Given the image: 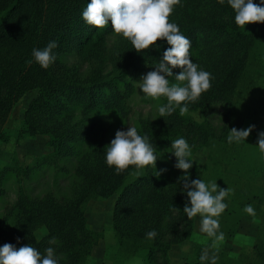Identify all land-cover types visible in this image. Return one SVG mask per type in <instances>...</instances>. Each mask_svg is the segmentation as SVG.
<instances>
[{"label":"trees","instance_id":"obj_1","mask_svg":"<svg viewBox=\"0 0 264 264\" xmlns=\"http://www.w3.org/2000/svg\"><path fill=\"white\" fill-rule=\"evenodd\" d=\"M198 1L204 2L202 7L184 8L174 22L190 38V57L198 67L212 74L211 87L196 100L181 103H187L188 110L201 109L215 102H222L231 108L232 97L253 57L254 46L264 43V22L237 25L235 12L227 0ZM87 2L0 0V140L8 138L3 127L13 105L24 93L36 89L37 96L24 114V133L47 135L50 145L60 157L74 156L84 141L91 140L93 143L91 151L83 154L78 163L77 174L81 183L72 198L57 200L47 195L42 199H30L25 195L19 196L0 219V245L5 242L16 247L32 244L44 254L45 249L52 246L59 264H83L101 237L94 238L88 230L85 205L90 198H107L117 193L112 210V228L118 250L112 264H125L132 258L137 260L133 264H169L171 246L188 240L193 230V217L187 218L183 212L186 193L181 191L183 185L178 182V177L185 170L175 167L178 176L171 178L168 186L151 172L124 183L126 177L137 170L135 165L130 164L117 173L114 165L109 166L105 162V146L108 144L105 130L96 120L89 118L102 112L126 117L130 84L124 82L121 75L127 69L136 70L141 66L143 57L158 62L166 38H158L154 42L159 45L158 48L149 46L139 52L128 38L123 39L115 56V76L82 80L75 70L63 65L62 58L73 52L100 54L106 35L113 31L110 20L104 26L85 23L81 13ZM254 2L259 3V0ZM53 39L58 41V46L53 49L57 54L55 62L47 68L41 67L34 59L31 64L27 63L32 59L34 47L43 48ZM76 116L81 117L78 122H75ZM140 123L138 132L147 134L153 144L157 136L163 135L162 141L169 149V160L173 165L176 157L171 153V141L179 136H184L192 148L218 146V155L212 156L211 151L207 154L209 161L215 162L219 169L211 171L216 177L213 180L228 187L225 183L227 177L223 175V172L227 173L231 175L233 190L229 208L218 217V232L222 231L224 237L232 238L244 216L255 219L258 225L250 253H241L236 258L221 253L216 264H247L244 260L249 255L253 257L248 264H264V245L259 243L262 220L253 213L244 212L249 200L238 202L242 193L234 191L240 183L250 182L251 175L238 169L236 171L241 174L233 173L231 165H241L245 152L252 146V137L246 138L245 142L230 143L227 135L231 127L226 123L218 134H214L202 124L183 118L177 110L164 114L156 126L143 120ZM230 165L231 169L228 168ZM187 171L189 179L197 176L202 179V172L194 163ZM3 174L0 175V186ZM41 227H45L47 233L37 239L35 232ZM151 229H155L157 235L150 239L146 237V232ZM53 236L57 239L50 245L49 240ZM200 255L201 249L197 247L195 261L185 264H201Z\"/></svg>","mask_w":264,"mask_h":264},{"label":"rangeland","instance_id":"obj_2","mask_svg":"<svg viewBox=\"0 0 264 264\" xmlns=\"http://www.w3.org/2000/svg\"><path fill=\"white\" fill-rule=\"evenodd\" d=\"M202 3L204 4V2ZM202 3L198 0H177L173 5V11L169 14V21H175L184 8L190 9L193 7L197 9V7L203 6ZM125 38L122 34L111 31L106 35L104 49L100 54L83 55L73 52L64 56L61 61L67 68L75 70L77 76L82 80L91 77L111 78L116 74L114 66L116 64L117 47L119 42ZM169 46L165 41L164 49ZM253 49V57L232 97L231 108L222 102H215L209 103L201 109L187 110L183 114L179 108H176V110L183 118L202 124L205 129L214 134H218L225 123L229 127L235 126L238 129L247 127L250 124L256 126L248 136L252 137L253 143L245 152L241 165L239 167L234 164L231 165L233 173L241 174L244 170L251 175V180H248L250 182L240 183L239 186L243 189L236 186L234 191L237 192L236 194L242 193L238 196V202L249 200V203L255 209L253 214L262 220L259 243L261 242L264 245V154L259 151L257 145L258 131L264 130V43L256 44ZM162 53L163 51L161 56ZM140 62L141 66L136 70L127 69L121 75L124 82L130 84L126 117L108 112L89 116L105 130L107 143H110L111 139L114 138L117 129H127L129 126H134L137 130H140L142 120L156 126L164 117V115L160 117L161 114L158 108L160 105L165 104L167 97L161 95L153 98L143 94L142 89L139 88L142 75L152 70L156 62L148 57H143ZM179 71V67L173 68V76L169 77L170 83H177L175 73ZM121 88L123 89V86ZM37 93L36 89L24 93L13 105L3 127L8 138L6 141L0 140V175L4 171L0 186L2 191L0 194V219L6 214L7 210L13 207L21 195H25L30 199H42L47 195H52L57 200L72 198L74 190L81 183L77 174L80 158L93 148L91 140L84 141L78 146L74 156L60 157L50 145L47 135L24 133L22 131L24 114L29 104L36 98ZM226 118L230 121L227 122ZM80 119V116H76L75 122ZM163 139V135H159L155 139L154 147L158 154L155 167L157 170L166 169V171L157 176L153 173L155 171L154 165H146L140 170L141 175H137V170L132 171L126 177L124 183H129L151 172L157 180L168 186L170 179L178 176L177 169L170 163L169 149L164 145ZM191 149L193 155L198 149L207 150V154L211 151L212 156L218 155V146H213L210 149L204 147H191ZM195 155L197 156V154ZM226 155L231 156V154ZM231 165L228 167L229 169H231ZM217 168L215 162L209 161L207 156V161L201 170L202 179L210 181L216 178L211 171L219 170ZM236 169L241 172H237ZM220 171H222V167ZM223 175L227 177L225 183L231 188V175L224 172ZM117 195V193H114L107 198L93 197L85 205L86 226L94 238L101 237L96 243L94 253H91L92 255L90 254L83 264H112L116 259L118 249L117 238L112 228V210ZM253 195H256V198H252ZM235 208H239L237 203H235ZM244 212L246 211L244 210ZM46 233V228L41 227L38 229L36 236L40 238ZM252 257L253 255H249L244 262L248 264ZM136 261L132 258L125 264H133Z\"/></svg>","mask_w":264,"mask_h":264},{"label":"clouds","instance_id":"obj_3","mask_svg":"<svg viewBox=\"0 0 264 264\" xmlns=\"http://www.w3.org/2000/svg\"><path fill=\"white\" fill-rule=\"evenodd\" d=\"M177 0H88L86 7L82 10V18L85 23L94 26H104L111 21L112 30L128 38L133 48L138 52L149 46L159 47L154 44L158 38H166L170 45L163 50L162 56L154 64L152 70L142 75L139 88L143 94L157 98L161 95L167 97V103L159 106L158 111L163 117L179 108L183 114L188 110L184 101H194L199 95L211 87L212 74L190 57L191 41L188 36L180 31L179 25L169 21V14L173 11V5ZM235 12V22L244 26L247 22H264V0L259 3L254 0H227ZM58 46V41L53 39L43 47H34L31 52L33 59L41 67L47 68L56 61L57 54L53 51ZM179 67L180 71L175 73V81L170 83L169 77L173 76V68ZM184 82V83H179ZM256 126L250 124L244 128L232 127L227 135L228 142H245L246 137ZM259 151L264 154V130H259L257 135ZM171 153L176 157L175 167L185 170L178 182L183 185L181 191L186 193V203L183 212L187 218L200 214V231L207 233L216 242L222 240L224 233L218 232L219 215L227 207L224 197L228 195L231 188L220 187L216 180L206 181L197 176L189 179L188 169L192 168L195 161L192 157V149L184 136H179L171 141ZM105 162L109 166H115L119 173L130 164L135 165L137 175L146 165H154L155 175L159 176L166 169L157 170L155 161L157 150L150 141L147 134H141L134 126L127 129H117L114 138L106 146ZM217 188L219 190L217 191ZM248 213H254L255 209L251 203L244 206ZM157 235L155 229L146 232L147 238ZM19 239V238H17ZM56 237L50 238L49 243L54 244ZM42 253L32 244H24L20 247L5 242L0 245V264H59V258L55 249L49 246ZM201 261H210L211 264L219 259L215 251L207 249L201 252Z\"/></svg>","mask_w":264,"mask_h":264},{"label":"crops","instance_id":"obj_4","mask_svg":"<svg viewBox=\"0 0 264 264\" xmlns=\"http://www.w3.org/2000/svg\"><path fill=\"white\" fill-rule=\"evenodd\" d=\"M195 154H197V156ZM195 154L191 157L195 160L193 163L198 170H202L207 160V150L198 149ZM217 184L220 187L227 188V186L224 184L218 182ZM218 190L219 188H217V191ZM223 199L227 204V207L223 210L225 211L230 206V195H226ZM257 225L258 224L255 219L247 216L242 217L235 235L232 238L223 237L222 240L216 242V245L213 248L211 246L215 238L209 236L205 232L200 231V214L198 213L193 217V230L191 237L188 240L171 246L168 252L169 264H185L186 262L193 263L195 261L194 255L197 247L201 249V252L205 249H207L209 252L215 251V254L218 257L221 253L227 254L231 258H236L241 253H250L256 240ZM37 231L35 232V236ZM94 248H96V245L92 249V254L94 253ZM216 263L217 261L215 264ZM201 264H211V262L201 261Z\"/></svg>","mask_w":264,"mask_h":264}]
</instances>
